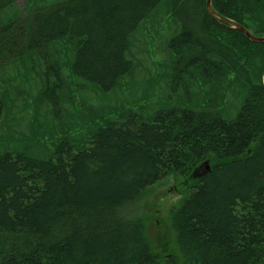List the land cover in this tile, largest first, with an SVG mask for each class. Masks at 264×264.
<instances>
[{
	"label": "trees",
	"instance_id": "16d2710c",
	"mask_svg": "<svg viewBox=\"0 0 264 264\" xmlns=\"http://www.w3.org/2000/svg\"><path fill=\"white\" fill-rule=\"evenodd\" d=\"M212 4L264 36V0ZM263 77L206 0H0V264H162L133 206L170 174L182 264H264Z\"/></svg>",
	"mask_w": 264,
	"mask_h": 264
},
{
	"label": "rangeland",
	"instance_id": "374dc122",
	"mask_svg": "<svg viewBox=\"0 0 264 264\" xmlns=\"http://www.w3.org/2000/svg\"><path fill=\"white\" fill-rule=\"evenodd\" d=\"M25 0H17V7L23 10ZM166 22L162 28L168 30L167 26L172 30L176 29L175 22L167 25ZM160 31V34L163 31ZM168 32H164L166 34ZM140 43L148 40V45L151 44L153 37L140 36ZM148 38V39H147ZM153 45V43H152ZM158 51L155 53L158 57L163 54V47L158 45ZM151 59V57H150ZM141 61L148 64L150 61L148 55L141 57ZM142 79H137L140 83ZM127 84L126 86H128ZM230 94L225 98V102H229ZM228 98V100H227ZM94 99V98H93ZM165 99V95L157 93L152 96V101L156 108L159 107L160 102ZM95 100V99H94ZM224 102V103H225ZM138 105V104H136ZM240 107L239 101H231L227 105H223L224 114L227 118H235ZM195 189V180L193 177L186 175H166L160 181L149 187L142 194L141 198L136 201L133 206V211L141 214L146 219V230L148 238L153 245L155 251L161 255L162 264H182L183 258L176 242V235L172 225V210L178 208Z\"/></svg>",
	"mask_w": 264,
	"mask_h": 264
},
{
	"label": "water",
	"instance_id": "95a60500",
	"mask_svg": "<svg viewBox=\"0 0 264 264\" xmlns=\"http://www.w3.org/2000/svg\"><path fill=\"white\" fill-rule=\"evenodd\" d=\"M206 4H207L208 10L213 14V16H215L220 21L227 23L231 28H234V29H237V30L243 32L244 34H246L248 36V38L250 40H252L254 42H263L264 41V36H257L255 34H253L251 31H249L247 28L242 26L241 24L237 23L236 21H234L230 18L224 17L221 14H219L213 6L212 0H206ZM263 82H264V77H263ZM200 168L202 170L210 169V167L208 166V162H206L205 165L202 164L200 166Z\"/></svg>",
	"mask_w": 264,
	"mask_h": 264
}]
</instances>
